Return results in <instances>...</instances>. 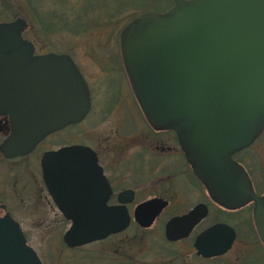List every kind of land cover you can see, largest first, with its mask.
Instances as JSON below:
<instances>
[{"label": "water", "instance_id": "obj_1", "mask_svg": "<svg viewBox=\"0 0 264 264\" xmlns=\"http://www.w3.org/2000/svg\"><path fill=\"white\" fill-rule=\"evenodd\" d=\"M7 25L14 27L12 40L25 42L20 34L24 18L0 23V29ZM119 50L148 123L175 131L201 180L209 182L210 174L234 175V184L227 177L220 186L209 184L211 195L227 207L254 200V221L264 243V194L254 193L244 168L232 158L264 125V0H174L164 12L144 11L131 19L119 34ZM37 62L44 64L43 71L30 73V64L3 68L14 79L10 101L22 102L26 110L18 115L15 107L4 108L17 127L1 147L8 156L32 149L48 133L83 119L90 109L87 83L70 55L51 51ZM38 77L47 93L48 106H36L48 111L43 123L28 112L27 80ZM77 149L63 146L45 154L63 161L52 170V181H59L61 174V180L73 181ZM1 208L0 264H42L19 222L5 205ZM70 213L72 241L94 239L124 223L111 214L85 220L74 209Z\"/></svg>", "mask_w": 264, "mask_h": 264}, {"label": "flooded vegetation", "instance_id": "obj_2", "mask_svg": "<svg viewBox=\"0 0 264 264\" xmlns=\"http://www.w3.org/2000/svg\"><path fill=\"white\" fill-rule=\"evenodd\" d=\"M17 17L26 22L20 33L25 42L11 39L13 26L0 29V41L6 40L0 44V167L5 164L6 174L0 177V182H6L12 190L10 194L5 188L0 189V215L5 212L1 205H5L14 218L8 203L14 199L29 200L44 204L37 210H42L43 218L68 223V227L52 230L53 238L46 241L41 254L35 250L42 264H264V243L253 215L254 200L227 207L211 195L209 184L220 186L226 177L233 178L228 183L234 184V175L210 174L209 182L196 175L175 131L154 128L144 117L120 52L116 67L125 74L137 112L135 117L127 107L130 111L125 119L130 124L127 132L144 131L136 148L125 149L130 140L123 141L121 149L97 146L94 132L84 125L93 108L88 87L90 109L83 119L48 133L24 153L8 156L1 147L16 133L17 127H13L10 113L4 108L15 107L13 112L18 115L26 110L20 105L22 102L10 101L14 79L3 68L30 64V73L43 71L44 64L37 61L51 52L42 40L39 42L32 36L33 23L28 17H4L0 23H10ZM41 77L27 80L31 105L28 112L43 123L48 111L36 107L48 106ZM63 146L79 147V156L73 160V181L61 180L64 174L59 175V181H52V170L61 168L63 161L45 154ZM232 158L244 168L254 193L262 196L264 125L254 140L234 152ZM19 167L28 175V183L20 180ZM21 189L25 191L17 196ZM60 204H66L67 208H61ZM71 209L78 212L80 219H106L111 214L124 223L94 239L72 241L68 233L74 218Z\"/></svg>", "mask_w": 264, "mask_h": 264}, {"label": "rangeland", "instance_id": "obj_3", "mask_svg": "<svg viewBox=\"0 0 264 264\" xmlns=\"http://www.w3.org/2000/svg\"><path fill=\"white\" fill-rule=\"evenodd\" d=\"M112 1L0 0V19L4 17L14 18L16 14L18 16L23 14L22 16L28 17L27 19L33 23L31 34L37 41L42 40L49 51L71 55L83 74L93 98V108L85 120V128L94 132L97 146L100 149H121L123 141L127 140L130 141H128V146L125 149H133L136 148V143H141L140 135H143L144 131L134 129L131 133L127 132L130 125L128 119L125 122L127 114L130 112L127 107L132 109L135 117L137 112L136 107L132 104L133 98L125 74L116 67L120 52V30L128 21L144 11H166L171 3H174V0H135L130 3L125 1L120 6V11L115 15L110 12L106 13L103 7L104 4L111 5ZM28 7H31L32 10ZM56 8L59 12L64 13L66 19L78 18L87 22L86 25L75 31L62 29L49 34L44 30V25L37 21L33 9L45 18V14L49 11L58 12ZM2 165L0 177L3 178L6 174L5 164ZM17 169L18 175L22 174L19 176L20 180H30L27 179L28 175L27 177L24 175L25 171L21 170L22 167ZM0 184H3L0 185V189L5 188L11 194L12 190L6 182L3 181ZM29 184L32 185L33 180ZM22 190L25 191V189L18 190L16 195H22ZM43 206L44 204L39 202L34 204L29 200L20 202L18 199L8 203L14 219L19 222L25 232L28 243L40 254L46 241L53 238L55 230L68 227L67 222L43 218L42 210L37 211Z\"/></svg>", "mask_w": 264, "mask_h": 264}, {"label": "trees", "instance_id": "obj_4", "mask_svg": "<svg viewBox=\"0 0 264 264\" xmlns=\"http://www.w3.org/2000/svg\"><path fill=\"white\" fill-rule=\"evenodd\" d=\"M125 1L130 3V2L135 1V0H113L111 5H109V6L104 4V6H103L105 8L104 11L106 13L110 12V13H112V15H115L117 12L120 11V6H122L123 2H125ZM18 3H19V1H18ZM173 4L174 3L172 2L171 5L169 6V8ZM2 5H3V2H2ZM57 7L59 8L58 5H57ZM56 10H58V9L56 8ZM33 12L36 14V18H37L38 22L43 23L42 25H44V30H46L49 34L60 31L62 29H70L72 31H75L78 28L84 27L87 23V22L82 21L81 19H78L76 17H75L76 19L68 20L64 17V13L62 11L59 12V10H58V12H56L55 10L49 11L47 14H45V18L41 17L39 12H37L35 9H33ZM22 15L23 14H21V16ZM16 16H18V14H16ZM122 28H121V30H122Z\"/></svg>", "mask_w": 264, "mask_h": 264}]
</instances>
